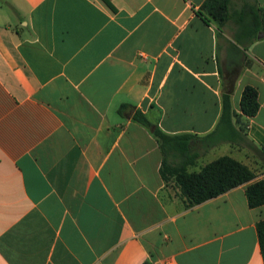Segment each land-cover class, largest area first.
I'll use <instances>...</instances> for the list:
<instances>
[{"label": "crops", "instance_id": "obj_1", "mask_svg": "<svg viewBox=\"0 0 264 264\" xmlns=\"http://www.w3.org/2000/svg\"><path fill=\"white\" fill-rule=\"evenodd\" d=\"M205 1L0 0V264H263L251 182L187 208L132 118L171 137L167 164L228 156L264 182V37L236 40L264 0L221 25Z\"/></svg>", "mask_w": 264, "mask_h": 264}, {"label": "trees", "instance_id": "obj_2", "mask_svg": "<svg viewBox=\"0 0 264 264\" xmlns=\"http://www.w3.org/2000/svg\"><path fill=\"white\" fill-rule=\"evenodd\" d=\"M230 4L231 0H206L203 7L206 8L208 15L218 25H221L232 16ZM240 15L236 40L241 43L248 38V43H252L258 32L264 33V10L247 6ZM239 108L242 115L246 117H253L256 114L258 103L255 89L248 86L243 88ZM132 118L137 124L148 129L151 128V133L158 142L162 155V176L165 177V172H167V175L173 178L186 199L187 208L199 205L250 182L245 190L248 207L253 209L264 205V182L261 180L253 181L255 174L245 165L228 156L218 157L203 166L199 172H188L185 166L167 164L165 161V145L171 137L163 134L155 127L152 128L140 112H135ZM230 119V104L228 97L224 95L219 122L223 123L227 120L230 121ZM249 147L252 151L261 153L252 144ZM255 228L259 253L264 264V219L258 221ZM142 264L151 263L145 261Z\"/></svg>", "mask_w": 264, "mask_h": 264}, {"label": "water", "instance_id": "obj_3", "mask_svg": "<svg viewBox=\"0 0 264 264\" xmlns=\"http://www.w3.org/2000/svg\"><path fill=\"white\" fill-rule=\"evenodd\" d=\"M261 37H264V33L263 32H259L258 35H257V38H261Z\"/></svg>", "mask_w": 264, "mask_h": 264}, {"label": "rangeland", "instance_id": "obj_4", "mask_svg": "<svg viewBox=\"0 0 264 264\" xmlns=\"http://www.w3.org/2000/svg\"><path fill=\"white\" fill-rule=\"evenodd\" d=\"M220 151H224V148H221ZM223 153H227V152H223Z\"/></svg>", "mask_w": 264, "mask_h": 264}]
</instances>
